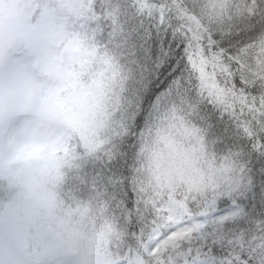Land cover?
I'll use <instances>...</instances> for the list:
<instances>
[{
    "label": "snow or ice",
    "instance_id": "snow-or-ice-1",
    "mask_svg": "<svg viewBox=\"0 0 264 264\" xmlns=\"http://www.w3.org/2000/svg\"><path fill=\"white\" fill-rule=\"evenodd\" d=\"M22 176L35 264H264V0H0V235Z\"/></svg>",
    "mask_w": 264,
    "mask_h": 264
},
{
    "label": "clouds",
    "instance_id": "clouds-1",
    "mask_svg": "<svg viewBox=\"0 0 264 264\" xmlns=\"http://www.w3.org/2000/svg\"><path fill=\"white\" fill-rule=\"evenodd\" d=\"M45 192L44 182L32 184L24 176L13 189L18 220L0 235V254L10 258L12 264H35L41 245L52 235L48 211L41 204ZM5 203L0 198V209Z\"/></svg>",
    "mask_w": 264,
    "mask_h": 264
},
{
    "label": "rangeland",
    "instance_id": "rangeland-1",
    "mask_svg": "<svg viewBox=\"0 0 264 264\" xmlns=\"http://www.w3.org/2000/svg\"><path fill=\"white\" fill-rule=\"evenodd\" d=\"M22 7V5H15V6H10L8 9L9 14H15L20 8Z\"/></svg>",
    "mask_w": 264,
    "mask_h": 264
}]
</instances>
